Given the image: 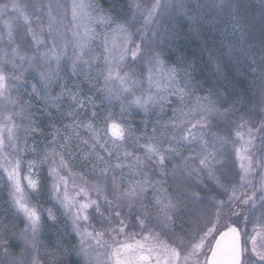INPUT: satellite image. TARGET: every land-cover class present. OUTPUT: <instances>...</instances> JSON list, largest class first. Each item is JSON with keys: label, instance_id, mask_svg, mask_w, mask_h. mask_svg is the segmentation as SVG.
I'll return each instance as SVG.
<instances>
[{"label": "snow or ice", "instance_id": "snow-or-ice-1", "mask_svg": "<svg viewBox=\"0 0 264 264\" xmlns=\"http://www.w3.org/2000/svg\"><path fill=\"white\" fill-rule=\"evenodd\" d=\"M0 264H264V0H0Z\"/></svg>", "mask_w": 264, "mask_h": 264}]
</instances>
